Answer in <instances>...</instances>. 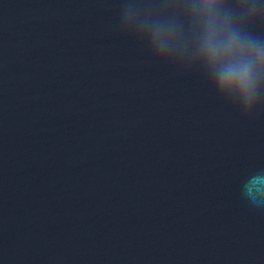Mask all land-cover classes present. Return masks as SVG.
<instances>
[{
  "label": "water",
  "instance_id": "95a60500",
  "mask_svg": "<svg viewBox=\"0 0 264 264\" xmlns=\"http://www.w3.org/2000/svg\"><path fill=\"white\" fill-rule=\"evenodd\" d=\"M127 2L0 0V264H264V106L158 62Z\"/></svg>",
  "mask_w": 264,
  "mask_h": 264
},
{
  "label": "clouds",
  "instance_id": "9594fccd",
  "mask_svg": "<svg viewBox=\"0 0 264 264\" xmlns=\"http://www.w3.org/2000/svg\"><path fill=\"white\" fill-rule=\"evenodd\" d=\"M125 3L122 32L135 35L158 62L197 69L218 101L249 116L264 106V39L248 31L264 18V0H162ZM244 196L264 207V174L247 179Z\"/></svg>",
  "mask_w": 264,
  "mask_h": 264
}]
</instances>
